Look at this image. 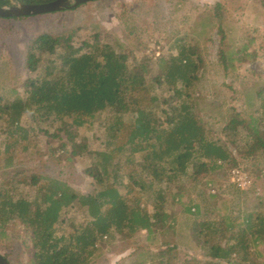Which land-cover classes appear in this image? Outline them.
<instances>
[{"label": "rangeland", "instance_id": "rangeland-1", "mask_svg": "<svg viewBox=\"0 0 264 264\" xmlns=\"http://www.w3.org/2000/svg\"><path fill=\"white\" fill-rule=\"evenodd\" d=\"M216 2L222 6L220 19L214 17ZM43 31L51 34L73 31L72 43L76 47L89 42L97 33L99 40L118 52L153 57L173 52L169 47L176 38L197 44L201 61L198 79L191 90L195 111L205 121L208 135L226 144L236 158V165L247 170L252 178V188H239L230 183L228 172L233 166L229 168L230 164H225L198 178L182 176L172 182L154 183L140 194L134 186L129 197L138 195L140 205L149 212L153 211L152 194L161 188L163 206L171 219L162 228L152 227L150 233L139 230L130 236L115 233L112 239L103 238L98 241V251L90 264H264V231L261 241H253L254 235L243 231L248 213L252 214L254 227H259V217L264 218V152L243 157L239 152L241 141L238 139L239 146L234 147L221 131L230 112L247 118L250 113L259 115L257 113L262 111L259 101L251 99L253 89L264 82V8L261 4L256 0H92L21 19L0 18L2 101L25 95L24 81L33 75L24 64L26 46L33 36ZM87 49L88 45H83V50ZM219 49L231 57L226 71L218 59ZM165 88V85L160 86L158 93L167 94ZM108 115L103 111L90 122L72 127L75 142L86 144V149L76 155L69 154L68 145L63 152L61 144L66 136L59 129V122L42 123L39 130L25 113L20 124L28 129L27 139L12 143L17 135L9 134L4 119L0 118V184L13 186L16 194L23 192L30 198L32 193H27L18 181L36 173L62 180L77 192H92L96 183L88 169L94 167L96 152L104 149V125ZM124 119L128 123L130 116ZM6 144H10L8 150H5ZM140 158V153L135 154L131 164H124V158L114 160L113 170L121 192L126 190V172L131 168L137 170L143 180L150 179L137 167ZM207 178L217 194L210 193ZM195 204L200 210L197 216L186 211L187 207L193 210ZM86 219L84 208L70 206L61 214L58 233H67L72 225ZM214 220L218 231L204 235L212 229H207L206 222ZM234 233H242L240 237L248 240L246 254L241 250L227 260L210 261L206 254L209 244H223L224 237ZM24 241L26 243L27 239L20 224L0 228V254L6 255L10 264L27 263ZM244 256L247 259H241Z\"/></svg>", "mask_w": 264, "mask_h": 264}, {"label": "trees", "instance_id": "trees-1", "mask_svg": "<svg viewBox=\"0 0 264 264\" xmlns=\"http://www.w3.org/2000/svg\"><path fill=\"white\" fill-rule=\"evenodd\" d=\"M47 1L50 0H0V6ZM256 1L264 8V0ZM221 8L219 2L214 4V17L220 19ZM23 17L27 16L3 19ZM72 37L73 31H43L33 36L24 56L27 71L33 73L24 81L25 95L0 99V118L6 123V131L17 135L12 143L27 139L28 129L20 124L27 113L39 130L42 123L59 122V129L66 136L61 147L66 152L68 145L70 155L86 149L84 141L75 142L72 127L90 122L103 111L110 115L104 125V149L96 152L94 167L88 169L96 183L92 192H77L62 180L36 173L18 181L27 193H32L30 198L23 192L16 194L13 186L0 184V228L11 223L22 226L27 239L26 264H90L98 251L97 243L103 238L112 239L115 233L130 236L139 230L150 233L152 227L162 228L171 219L163 206L161 188L153 192V211L149 212L140 205L138 195L129 197L134 186L140 194L154 183L172 182L182 176L198 178L225 164H230L229 168L236 165L226 144L208 135L205 121L194 108L191 90L201 61L197 44L176 38L169 47L173 52L153 57L118 52L99 40L97 33L77 47ZM83 45H88V49L83 50ZM218 59L226 71L231 57L219 49ZM162 85L166 87L165 95L157 90ZM251 99L259 101V115L250 113L245 118L230 112L221 130L232 146L238 147V139L241 141L239 152L243 157L264 152V82L253 89ZM126 115L130 116L128 123ZM9 147L6 144L5 150ZM137 153L141 154L137 167L150 179L143 180L131 168L126 172L123 193L117 186L114 160L124 158V164H131ZM74 205L84 208L88 219L72 225L67 233H58L63 210ZM194 207H187L186 211L197 216L199 206ZM251 217V213L245 216L243 231L254 235L253 241H261L264 218L259 217V227H254ZM206 224L207 229H212L204 235L218 231L215 220ZM238 233L224 237L223 244H209L206 254L210 261L227 260L241 250L245 255L248 240Z\"/></svg>", "mask_w": 264, "mask_h": 264}, {"label": "water", "instance_id": "water-1", "mask_svg": "<svg viewBox=\"0 0 264 264\" xmlns=\"http://www.w3.org/2000/svg\"><path fill=\"white\" fill-rule=\"evenodd\" d=\"M88 1L92 0H50L41 3L15 2L10 5L0 6V18L49 13L76 7ZM0 264H10L2 254H0Z\"/></svg>", "mask_w": 264, "mask_h": 264}, {"label": "built area", "instance_id": "built-area-1", "mask_svg": "<svg viewBox=\"0 0 264 264\" xmlns=\"http://www.w3.org/2000/svg\"><path fill=\"white\" fill-rule=\"evenodd\" d=\"M228 173H229L230 183L235 184L241 189L247 190L252 188V178L250 173L240 165L233 166L232 168H230ZM206 184L210 193L215 194L217 190L213 185V183L209 180L206 182Z\"/></svg>", "mask_w": 264, "mask_h": 264}]
</instances>
